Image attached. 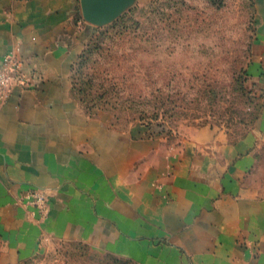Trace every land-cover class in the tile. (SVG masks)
I'll return each mask as SVG.
<instances>
[{
    "label": "crops",
    "instance_id": "crops-1",
    "mask_svg": "<svg viewBox=\"0 0 264 264\" xmlns=\"http://www.w3.org/2000/svg\"><path fill=\"white\" fill-rule=\"evenodd\" d=\"M86 30L80 0H0V64L19 62L31 85L0 97V264L56 242L134 264H264V194L246 182L252 155L222 160L229 149L208 128L172 152L111 126L107 113L84 114L70 73ZM255 31L264 82V0ZM257 124L264 131V117Z\"/></svg>",
    "mask_w": 264,
    "mask_h": 264
},
{
    "label": "rangeland",
    "instance_id": "rangeland-1",
    "mask_svg": "<svg viewBox=\"0 0 264 264\" xmlns=\"http://www.w3.org/2000/svg\"><path fill=\"white\" fill-rule=\"evenodd\" d=\"M86 26L70 73L84 114L107 113L111 126L172 152L208 128L213 142L229 149L222 160L252 155L246 182L264 194V131L255 130L264 117V82L254 72L255 0H138ZM22 264L134 263L56 242Z\"/></svg>",
    "mask_w": 264,
    "mask_h": 264
},
{
    "label": "water",
    "instance_id": "water-1",
    "mask_svg": "<svg viewBox=\"0 0 264 264\" xmlns=\"http://www.w3.org/2000/svg\"><path fill=\"white\" fill-rule=\"evenodd\" d=\"M134 3V0H80V8L85 21L101 25Z\"/></svg>",
    "mask_w": 264,
    "mask_h": 264
},
{
    "label": "built area",
    "instance_id": "built-area-1",
    "mask_svg": "<svg viewBox=\"0 0 264 264\" xmlns=\"http://www.w3.org/2000/svg\"><path fill=\"white\" fill-rule=\"evenodd\" d=\"M14 84L21 87L31 86L30 80L21 71L20 63L8 56L0 64V97L7 98ZM33 196L38 206L45 205L43 194L35 191Z\"/></svg>",
    "mask_w": 264,
    "mask_h": 264
}]
</instances>
